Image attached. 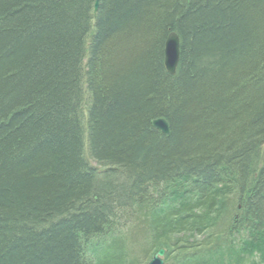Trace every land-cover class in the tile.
<instances>
[{"label":"trees","instance_id":"16d2710c","mask_svg":"<svg viewBox=\"0 0 264 264\" xmlns=\"http://www.w3.org/2000/svg\"><path fill=\"white\" fill-rule=\"evenodd\" d=\"M162 248L264 264V0H0V264Z\"/></svg>","mask_w":264,"mask_h":264},{"label":"water","instance_id":"95a60500","mask_svg":"<svg viewBox=\"0 0 264 264\" xmlns=\"http://www.w3.org/2000/svg\"><path fill=\"white\" fill-rule=\"evenodd\" d=\"M96 8V5H95ZM165 45H164V66L165 70L170 74L174 75L176 73V68L178 64V56H179V38L176 33H169L166 37ZM152 126L158 129L164 135L169 134V126L163 119H157L152 122ZM165 254V249L158 250L151 258V260L147 264H165V260L163 259Z\"/></svg>","mask_w":264,"mask_h":264},{"label":"rangeland","instance_id":"374dc122","mask_svg":"<svg viewBox=\"0 0 264 264\" xmlns=\"http://www.w3.org/2000/svg\"><path fill=\"white\" fill-rule=\"evenodd\" d=\"M91 164H92V166L94 165V166H96V163L95 162H90Z\"/></svg>","mask_w":264,"mask_h":264}]
</instances>
